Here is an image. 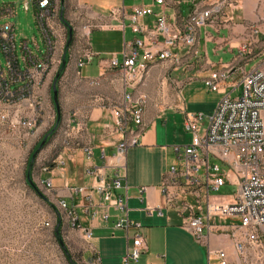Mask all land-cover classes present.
<instances>
[{"label":"crops","instance_id":"1","mask_svg":"<svg viewBox=\"0 0 264 264\" xmlns=\"http://www.w3.org/2000/svg\"><path fill=\"white\" fill-rule=\"evenodd\" d=\"M57 1L51 9L53 15H59V24L53 26L58 44L61 37L65 38L61 70L50 87L52 68L44 77L40 88L43 117L25 144L33 146L48 132L45 145L40 144L43 152L30 166V177L41 190L38 182L49 180L52 197L64 202L70 213L73 211L75 224L68 215L61 225L80 241L82 258L89 264H122L132 237L139 234L145 249L136 264H219L209 254L215 249L225 252L227 264H252L249 259L239 257L228 236L205 231L203 240L196 242L183 227L181 214L165 208L160 184L176 160L172 144L177 141V132L183 130L185 114H201L197 126L204 130L219 100L225 94H235L232 89L242 71H250L264 62V43L251 32L259 19L264 18V0H237L233 8L198 30L190 52L178 50L176 61L149 62L143 79L133 88L124 86L122 71L109 67L110 58L120 61L124 44L134 38L122 15L143 4L153 14L163 12L169 22L179 23L188 15L193 2L199 6L205 2L164 0L161 8L152 0H59L58 7ZM27 2L29 6L31 2ZM115 12L121 17L116 18ZM61 16L69 28L61 23ZM154 17L148 15L142 21L151 26ZM247 41L251 42L249 55L239 51L240 45ZM85 54H90V58L79 67ZM139 58H143L141 52ZM253 61L257 63L248 69ZM223 70L229 71L228 78L217 91H209L203 80L211 72ZM124 93H130L134 100L143 98L144 108L141 124L131 125L139 132L138 143L127 149L125 168L117 169L112 156L120 137L114 132V110L122 104ZM79 123L81 130L77 129ZM85 147L91 150L89 156L83 152ZM61 161L63 164L59 165ZM45 165L48 171L41 173L40 168ZM93 167L104 168L107 182L114 174L118 175L120 187L111 190V197H126V217L137 228L114 227L121 213L103 202L94 189L95 181L89 173ZM76 188L84 191L74 194ZM147 207L160 209L162 214L154 211L149 214ZM211 224L224 223L216 218ZM86 230L91 233L90 239L85 238Z\"/></svg>","mask_w":264,"mask_h":264},{"label":"built area","instance_id":"2","mask_svg":"<svg viewBox=\"0 0 264 264\" xmlns=\"http://www.w3.org/2000/svg\"><path fill=\"white\" fill-rule=\"evenodd\" d=\"M50 1L29 0L43 43L42 50L35 43L38 54L32 53L27 47L29 41L23 39L20 41L19 60L13 24L0 23V54L4 61L3 64L0 61V147L8 143L22 145L23 138L30 136L28 128H36L43 117L44 99L37 95V86L43 79L44 71H49L52 58V34L46 32L45 20L59 24V15H48ZM152 1L163 8L164 0ZM196 1L205 3L199 6L193 2L190 12L179 23L169 22L163 12L153 14L143 4L133 6L128 15H122L126 17L134 38L131 43L124 44L120 61L110 58L109 67L122 71L126 88H133L143 79L149 62L176 61L178 50L190 52L198 30L211 24L225 10L233 8L237 0ZM27 5L28 2L25 3L26 8ZM13 10L10 3L1 4L0 20L11 17ZM116 13H113L116 18L121 17ZM148 15L155 16L151 26L142 21ZM251 32L253 36L258 34L256 28ZM250 46V41L242 43L240 53L251 54ZM139 52L143 55L142 59ZM88 58L90 54H85L83 60H79V67ZM59 71L54 72L56 76ZM228 76V70L211 72L203 84L209 91L215 92ZM232 91L236 93L225 94L219 100L201 134L197 124L202 115L185 114L184 129L191 135V142L173 148L177 164L169 168L160 190L165 208L181 214L183 227L196 242L203 240L205 231H212L218 236H228L239 257L249 259L252 264L264 263V62L250 71H242ZM143 108V98L134 100L130 93H124L122 104L114 110V132L120 137L112 156L117 169L125 168L127 149L138 143L139 132H135L131 125L141 124ZM81 128V124H77V129ZM83 152L89 156L91 150L85 147ZM47 171L48 166L42 173ZM89 173L95 181L94 189L103 202L121 213L114 227L125 230L137 228L138 225L126 217V197H111V190L120 187L118 175L114 174L107 182L103 167H93ZM47 181L51 187L50 181ZM222 186L234 188V194L228 201L214 195ZM83 191V188L73 189L74 194ZM187 195L192 198V203L185 199ZM63 205L66 204L63 202ZM146 211L162 214V210L151 207H147ZM233 217L238 219V223L215 225L210 221ZM72 224H75L73 211ZM90 237L91 233L86 230L85 238ZM144 249L141 236L134 234L122 264H136ZM209 254L219 264H227V256L222 249L209 251Z\"/></svg>","mask_w":264,"mask_h":264},{"label":"rangeland","instance_id":"3","mask_svg":"<svg viewBox=\"0 0 264 264\" xmlns=\"http://www.w3.org/2000/svg\"><path fill=\"white\" fill-rule=\"evenodd\" d=\"M26 1L0 0V5L7 2L15 4L13 15L0 20V23L9 22L14 25L16 50L19 60L21 59V40L27 39L29 41L27 47L32 53H39L35 43L39 49L42 50L43 48L41 36L35 24L32 5L30 3L26 8ZM58 5L59 0L57 1V7ZM259 20L260 22L255 24V27L259 31L257 38L263 45L264 18ZM53 22L52 26L57 24L55 21ZM64 39V37H61V43L59 40L58 48L54 54V63L50 72L52 75L48 83L49 87L56 77L54 72L59 71ZM0 61L1 64L4 63L1 54ZM256 63V61L250 62L247 68H251ZM202 132L203 128H199V133L201 134ZM32 133L28 132V135H32ZM47 135L48 132H44L33 146H26L25 142L29 137L27 136L23 138L20 146L8 143L0 147V264H70L69 261H71V264H89L86 258H82L81 250L83 247L73 232L68 229H62L61 225L59 229L60 241L54 235L58 217H60L61 223L64 222L68 218L69 211L65 210L61 203L55 200V197H52L49 190L41 186L40 181L38 184L42 190L36 184L34 186L44 197V200L26 182L27 170L31 165L33 166V163L43 152L44 148L40 149V144L44 142L42 146L45 145L44 138ZM176 140L172 144L174 145L173 148L189 144L191 135L185 132L183 127L181 132H177ZM30 162L31 165L29 166ZM176 164L177 160L173 162V165ZM233 194L234 188L230 186H222L214 193V195L221 197L224 201H228ZM185 199L192 203L190 196L187 195ZM210 221L212 222L214 219ZM219 222L234 224L237 223V218H220ZM60 244L63 245L69 254V260Z\"/></svg>","mask_w":264,"mask_h":264},{"label":"bare ground","instance_id":"4","mask_svg":"<svg viewBox=\"0 0 264 264\" xmlns=\"http://www.w3.org/2000/svg\"><path fill=\"white\" fill-rule=\"evenodd\" d=\"M57 0H51L50 1V4H48V15H53V12H52V6ZM52 4V5H51ZM45 27H46V32L49 33V34H52V58H50V64H49V70L51 69V66L53 65L54 63V54L58 48V37H57V34L54 30V27L52 26V20H45ZM79 66V64H78ZM48 71H44V76H43V79H41V82H40V85L37 86V95H40V98L42 99V95L40 93V88H41V85L43 83V80H44V77L46 75ZM35 128H28V132H33ZM44 169H47V166H44L43 168L40 169V172L42 173L44 171ZM40 184L47 190L51 189V187L49 186L48 184V181L47 180H40ZM61 203V206L66 210V205H63L62 202ZM61 207V208H62ZM70 210V209H69ZM69 215L72 217V213L69 212ZM72 221V218L71 220Z\"/></svg>","mask_w":264,"mask_h":264},{"label":"trees","instance_id":"5","mask_svg":"<svg viewBox=\"0 0 264 264\" xmlns=\"http://www.w3.org/2000/svg\"><path fill=\"white\" fill-rule=\"evenodd\" d=\"M52 5V4H51ZM50 7H52V6H50ZM60 20H61V23H63L67 28H69V26H68V24L64 21V19H63V17L61 16L60 17ZM59 74H60V71H59V73L57 74V76H59ZM56 76V77H57ZM31 165V162H30V164H29V166ZM26 182L31 186V188L34 190V192L40 197V198H42L43 200H44V197L40 194V192L38 191V189L34 186L35 184L32 182V180H31V177H30V167L28 168V170H27V173H26ZM60 227H61V220H60V217H58V219H57V225H56V228H55V231H54V235H55V237H56V239L58 240V241H60V237H61V235H60V231H59V229H60ZM59 243H61V242H59ZM61 245V247H62V250H63V252H64V254H65V256L67 257V259L69 260V254L67 253V251H66V249L63 247V245L62 244H60ZM69 263L71 264V261H69Z\"/></svg>","mask_w":264,"mask_h":264},{"label":"water","instance_id":"6","mask_svg":"<svg viewBox=\"0 0 264 264\" xmlns=\"http://www.w3.org/2000/svg\"><path fill=\"white\" fill-rule=\"evenodd\" d=\"M70 37H71V33H69V39H70ZM52 92H53V102H54L55 107L57 108V103H56V88H55V85H53Z\"/></svg>","mask_w":264,"mask_h":264}]
</instances>
